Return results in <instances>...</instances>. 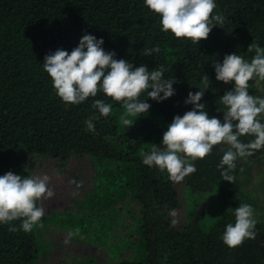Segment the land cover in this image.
Here are the masks:
<instances>
[{
    "label": "trees",
    "instance_id": "16d2710c",
    "mask_svg": "<svg viewBox=\"0 0 264 264\" xmlns=\"http://www.w3.org/2000/svg\"><path fill=\"white\" fill-rule=\"evenodd\" d=\"M215 2L213 14L221 13L224 24L194 45L162 31L160 16L144 0H0V175L12 171L31 176L29 154L88 156L97 167L94 193L79 203L82 211L73 221L45 214L44 226L30 232H10L8 224H0V264H33L35 237L50 224L69 221L79 228L107 223L109 233L125 213L131 221L123 222V229L131 223L129 235L136 236L125 264H264V201L255 216V239L235 248L221 239L226 225L235 223L233 210L241 203L254 208L259 195L264 196V148L237 159L235 182L223 180L217 168L226 145H216L211 155L193 161L197 171L184 178L187 216L182 226L173 223L170 214L180 206L174 182L166 172L143 164L140 156L141 150L161 143L175 115L192 110L194 105L184 101L190 91H199L205 74L210 85L200 103L209 116L223 121L220 96L234 88V81H217L212 61L222 63L226 55L236 53L250 62L255 52L248 46L255 41L264 47V0ZM84 34L103 38L105 51H114L115 59L135 67L145 64L152 70L164 65V78L176 80L175 94L158 102L143 93L141 99L151 105L148 113L134 118L133 126L123 132L118 126L123 107L103 92L80 104L63 102L43 70L44 57L58 48L70 53ZM155 45L159 53L141 55L143 48ZM253 81L249 93L264 97V81ZM96 99L112 104L109 116L92 107ZM89 119L94 132L87 129ZM240 139L248 142L253 137ZM255 161L261 162L256 178L251 175ZM12 224L20 229L21 221ZM103 240L99 236L98 241Z\"/></svg>",
    "mask_w": 264,
    "mask_h": 264
},
{
    "label": "clouds",
    "instance_id": "9594fccd",
    "mask_svg": "<svg viewBox=\"0 0 264 264\" xmlns=\"http://www.w3.org/2000/svg\"><path fill=\"white\" fill-rule=\"evenodd\" d=\"M144 3L160 16L162 31L189 39L194 45L207 39L212 28L223 25L225 20L221 13L213 14L217 7L215 0H144ZM103 43V38L84 34L70 53L58 48L46 54L43 70L51 77L56 94L65 103L80 104L98 92L120 103L124 111L119 121L128 129L134 124L131 118L148 113L151 107L141 99L142 94L147 93V97L158 102L168 99L175 94L176 80L173 76L164 78V65L149 70L145 64L135 67L128 60L115 59V52L105 51ZM247 50L255 52L250 62L236 53L226 55L222 63L212 61L217 81L225 84L234 81V88L220 96L224 108L218 111L223 112V121L209 116L205 104L200 103L210 85L205 74L197 86L199 91H190L184 101L194 105L192 110L174 116L160 144H152L150 151L141 150L143 164L155 166L166 172L172 182L179 183L197 171L193 161L211 155L214 146L223 144L226 148L222 149L217 168L223 180L235 182L232 173L237 159H247L264 148V123L261 122L264 97L249 93L250 80L258 77L264 81V47L253 41ZM160 51L159 45H155L143 48L141 55ZM92 107L104 117L113 111L112 104L101 99H96ZM85 123L89 131H95L91 119ZM245 135L253 139L242 142L240 138ZM49 179L47 175L21 176L12 171L0 175V224H8L10 232H30L34 227H43L41 220L45 210L37 202L54 196V191L48 187ZM170 214L177 215L175 211ZM233 214L235 223H228L221 237L229 248L238 247L257 235V219L251 204L241 203ZM15 220L21 221L20 229L12 224Z\"/></svg>",
    "mask_w": 264,
    "mask_h": 264
},
{
    "label": "rangeland",
    "instance_id": "374dc122",
    "mask_svg": "<svg viewBox=\"0 0 264 264\" xmlns=\"http://www.w3.org/2000/svg\"><path fill=\"white\" fill-rule=\"evenodd\" d=\"M123 111L124 109L120 114ZM131 119L134 120V118ZM118 126L121 132L127 130L120 121H118ZM26 164L31 176L47 175L50 178L48 187L54 191V196L41 200L40 206L44 208L46 215L56 213L57 220L70 219L73 221L77 213L82 211L79 203L90 193H94L97 167L88 156L70 155L65 159H60L29 154ZM260 166L261 162H252L251 175L255 176L254 178L257 177ZM246 173L241 174L246 176ZM174 185L178 192L180 206L174 210L177 215L172 217L176 225L182 226L187 216L186 187L184 180L179 183L174 182ZM258 192L262 191L258 189ZM256 201L255 216L264 201V196L259 195ZM127 215L125 213L123 216V222L130 220ZM123 222L114 226L109 233H107L109 229L107 223L97 225L85 223L77 228L75 224L68 221L53 223L41 228L35 237L37 256L33 264H125L132 257L131 250L136 236L129 235L132 224L129 223V227L124 230L126 226ZM99 236H103L106 240L98 241ZM126 236L129 238L127 239Z\"/></svg>",
    "mask_w": 264,
    "mask_h": 264
}]
</instances>
